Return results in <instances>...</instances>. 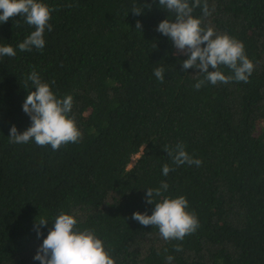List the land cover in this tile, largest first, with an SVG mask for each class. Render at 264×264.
Listing matches in <instances>:
<instances>
[{"label": "trees", "instance_id": "obj_1", "mask_svg": "<svg viewBox=\"0 0 264 264\" xmlns=\"http://www.w3.org/2000/svg\"><path fill=\"white\" fill-rule=\"evenodd\" d=\"M42 2L55 9L42 50L18 48L34 30L23 17L0 23V46L16 51L0 57V264H40L33 256L61 213L76 217L77 230H93L116 264H264V0H207V17L194 9L204 27L243 42L254 64L247 83L199 90L204 74L182 69L186 56L157 31L175 20L158 0ZM145 3L150 10L132 13ZM33 69L59 98L72 96L78 143L53 151L9 142L12 125H31L22 104L34 91L30 81L24 88ZM177 143L201 165L173 164L164 146ZM164 164L174 169L167 176ZM162 181L169 187L157 202L182 195L198 218L182 241L132 219L151 215L146 190ZM41 218L48 224L38 237Z\"/></svg>", "mask_w": 264, "mask_h": 264}, {"label": "clouds", "instance_id": "obj_2", "mask_svg": "<svg viewBox=\"0 0 264 264\" xmlns=\"http://www.w3.org/2000/svg\"><path fill=\"white\" fill-rule=\"evenodd\" d=\"M158 2L159 7L175 14V20H161L157 31L171 40L178 53L186 56L182 61V69L192 68L204 74V78L194 85L197 90L206 83L216 85L227 84L233 80L245 83L249 81L254 64L247 57L243 42L227 34H217L212 27H204L202 19L193 15L195 8H202L205 17L210 15L207 0H191V3L189 0ZM144 9L150 10L151 4L134 6L131 11L134 15H140ZM52 11L55 9H50L42 0H0V23L17 16L23 17L24 22L34 27V30L18 44V48L21 51H31L33 48L42 50L45 46V30H52L49 23ZM135 28L141 32L142 24L139 20L136 21ZM15 55L16 51L10 44L0 46V57ZM221 65L229 68L233 74L225 75L220 71ZM164 73L163 67L154 69L155 77L161 82L164 81ZM28 81L34 86V91L28 92L22 109L30 117L31 125L24 131H18L16 126L12 125L8 135L9 142L26 144L34 141L38 146L50 145L53 151L62 145L78 143L82 133L74 117L69 115L73 108L72 96L59 98L50 84L42 81L35 69L26 78L25 89H28ZM51 84L54 85L55 81H51ZM164 149L177 166L194 164L199 167L202 163L200 159H194L186 152L183 143H177L174 147L166 145ZM170 171L174 169L169 164H164L163 175L167 176ZM168 187V183L162 181L157 188H147L146 203H154L155 207L151 215L133 212L132 219L143 226H156L166 241H182L185 236L198 229L199 221L195 212L186 210L188 201L182 195L163 197L157 202V198L161 197ZM47 224L48 220L45 218L37 220L34 228L38 237L41 235L40 227ZM76 225L77 219L73 215L59 214L38 246L33 259L38 260L40 264H116L103 241L93 230L79 231L75 228ZM174 247L177 252L182 251L181 245ZM173 259L171 255L166 257L168 262Z\"/></svg>", "mask_w": 264, "mask_h": 264}, {"label": "rangeland", "instance_id": "obj_3", "mask_svg": "<svg viewBox=\"0 0 264 264\" xmlns=\"http://www.w3.org/2000/svg\"><path fill=\"white\" fill-rule=\"evenodd\" d=\"M135 157H137V156H135ZM135 157H133V159H132V163H131L130 165H132V164H133V162H134L133 160H135Z\"/></svg>", "mask_w": 264, "mask_h": 264}]
</instances>
